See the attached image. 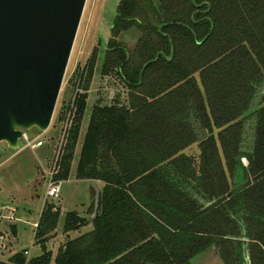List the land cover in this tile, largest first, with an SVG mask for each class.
<instances>
[{
  "label": "trees",
  "instance_id": "trees-1",
  "mask_svg": "<svg viewBox=\"0 0 264 264\" xmlns=\"http://www.w3.org/2000/svg\"><path fill=\"white\" fill-rule=\"evenodd\" d=\"M116 9L99 74L126 99L93 105L75 168L77 179L102 182L101 212H67L64 233L93 228L53 257L46 242L60 209L45 201L41 254L0 264H191L206 249L224 264H264V0H120ZM99 58L96 48L75 73L84 92L57 115L69 121L56 180L70 174Z\"/></svg>",
  "mask_w": 264,
  "mask_h": 264
},
{
  "label": "rangeland",
  "instance_id": "rangeland-1",
  "mask_svg": "<svg viewBox=\"0 0 264 264\" xmlns=\"http://www.w3.org/2000/svg\"><path fill=\"white\" fill-rule=\"evenodd\" d=\"M120 0H87L84 12L78 26L73 50L68 62L63 85L58 95V103L52 117L50 127L45 131H39L33 127L26 130L30 140L42 141L40 147L31 148L24 146L25 141L19 142L21 149L15 150L0 143V260L17 251L27 249L31 258L41 254V247L34 243L35 224L39 220L44 202H51L60 209V217L57 228L46 242V246L55 256L58 248L67 239L76 238L80 233L92 230V224L82 226L77 231L64 233L62 224L64 216L69 211H75L78 215L92 219L95 211V194L101 189V181H89L77 179L75 168L78 153L83 140V135L89 123V116L97 99L100 104H109L110 92L121 93L120 99H126V91L122 84L114 83L111 79L99 74L102 59L103 45L110 38V25L116 14V6ZM138 35L135 29L128 31L123 37L126 45L132 48ZM98 50L100 58L97 60V71L93 76L92 83L87 91L86 107L83 111L82 122L79 131V139L74 150V157L70 166L69 176L64 180H56L60 183V195L58 198L45 197V190L51 171L55 172L56 162L59 157L60 148L64 142L65 122L57 120V115L62 109L61 105H68L75 93L74 80L79 68H82L94 49ZM114 97V96H113ZM247 126L246 143L252 136L251 129ZM192 152L197 153L194 148ZM245 165L246 160L243 158ZM94 182V183H93ZM14 224L16 236L10 233L9 225ZM191 264H224L219 257H214L211 249L194 256Z\"/></svg>",
  "mask_w": 264,
  "mask_h": 264
},
{
  "label": "water",
  "instance_id": "water-1",
  "mask_svg": "<svg viewBox=\"0 0 264 264\" xmlns=\"http://www.w3.org/2000/svg\"><path fill=\"white\" fill-rule=\"evenodd\" d=\"M86 1L0 0V143L19 150L22 130L50 127Z\"/></svg>",
  "mask_w": 264,
  "mask_h": 264
},
{
  "label": "built area",
  "instance_id": "built-area-1",
  "mask_svg": "<svg viewBox=\"0 0 264 264\" xmlns=\"http://www.w3.org/2000/svg\"><path fill=\"white\" fill-rule=\"evenodd\" d=\"M76 83H77V85H76L77 88L75 90L74 96H73L71 102L68 104V105H71V106H73V103H74L73 100H74L75 94L77 92H82V93L84 92L82 89L79 88V81L76 82ZM113 96H115V94H114V91L112 90L110 92V94H109V97H108L110 103L112 102ZM68 117H69V114L66 117V121H65L66 128L68 126V121H69ZM66 128H64V129L66 130ZM20 138H21V140L23 139L26 142L24 146H29L31 148H36V147H40L42 145V141H40V140H37L36 142H35V139L30 140V138L28 137L26 131H24V130H22V134H21ZM54 174L55 173L52 170L51 171V175H50V177L48 179V182H47L46 190H45V192H46L45 197L46 198H49V197L58 198L59 195H60V183L54 179ZM0 240L1 241L3 240L2 235H0ZM25 253L29 254L28 250L25 251Z\"/></svg>",
  "mask_w": 264,
  "mask_h": 264
},
{
  "label": "crops",
  "instance_id": "crops-1",
  "mask_svg": "<svg viewBox=\"0 0 264 264\" xmlns=\"http://www.w3.org/2000/svg\"><path fill=\"white\" fill-rule=\"evenodd\" d=\"M35 225H36V224H35ZM211 250H212V253L214 254V257H218L216 251H215L214 249H211ZM9 256H10V255H9ZM9 256H8V257H9ZM8 257H7V258H8ZM6 260H7V259H6ZM6 260H3V261H6Z\"/></svg>",
  "mask_w": 264,
  "mask_h": 264
},
{
  "label": "clouds",
  "instance_id": "clouds-1",
  "mask_svg": "<svg viewBox=\"0 0 264 264\" xmlns=\"http://www.w3.org/2000/svg\"><path fill=\"white\" fill-rule=\"evenodd\" d=\"M36 226V225H35Z\"/></svg>",
  "mask_w": 264,
  "mask_h": 264
}]
</instances>
